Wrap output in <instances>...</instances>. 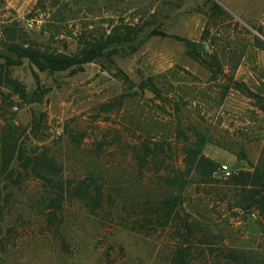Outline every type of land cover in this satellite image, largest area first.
Masks as SVG:
<instances>
[{
	"label": "rangeland",
	"instance_id": "obj_1",
	"mask_svg": "<svg viewBox=\"0 0 264 264\" xmlns=\"http://www.w3.org/2000/svg\"><path fill=\"white\" fill-rule=\"evenodd\" d=\"M213 1L230 14L217 26L218 38L231 42L223 51L224 62L237 61L235 78L264 95V51L248 43L253 36L264 43V0H0V36L13 24L51 48L66 43L73 49L75 36L83 29H98L118 18L135 23L140 30L135 39L111 49L113 63L135 85L162 75L160 80L168 82L171 106L178 103L206 134L202 153L218 166L227 165L230 172L252 169L264 143V110L234 89L219 100L207 70L186 52L184 39L203 43L201 34ZM0 71L12 82L0 76V92L11 101L9 114L15 123L28 127L26 146L53 155L66 176L95 177L114 202L107 218L88 213L78 202L66 203L61 228L69 252H62L57 240L39 229L42 188L33 180L26 182L4 220L0 264H166L171 248L167 229L141 232L118 223V214L125 217L126 211L137 217V202L149 195L154 184L134 170L114 137H131L140 126L156 139L170 140L174 147L173 109L165 105L161 111L157 106L161 102L145 93L132 95L119 111L97 113L98 103L124 89L113 69L107 71L98 61L43 70L26 57L0 51ZM37 95L40 101H33ZM32 104L43 108L37 111ZM34 112L42 116L37 128L31 125ZM67 121L69 128L86 130L81 144L67 137L63 130ZM96 140L104 146L98 156L92 153ZM172 155L180 160L177 150ZM226 176L217 169L213 182L189 183L181 191L178 209L190 213L209 232L214 249L212 256L197 264H264V219L254 209L234 205L237 190L223 184ZM229 250L244 259L238 263L225 258Z\"/></svg>",
	"mask_w": 264,
	"mask_h": 264
},
{
	"label": "trees",
	"instance_id": "obj_2",
	"mask_svg": "<svg viewBox=\"0 0 264 264\" xmlns=\"http://www.w3.org/2000/svg\"><path fill=\"white\" fill-rule=\"evenodd\" d=\"M225 16L230 17L228 11L213 1L206 13L207 22L201 34L203 43L197 44L184 39L186 52L207 70V80L218 88L219 100L229 89H234L249 98L254 107L264 110V95L253 91L243 80L235 78L237 61L232 64L224 62L226 56L223 51L231 42L218 38L220 32L217 26ZM13 26L9 24L3 30L0 36V51L26 57L40 69L61 70L94 61L100 62L109 72L113 69L111 73L122 80L124 89L110 99L98 103L95 106L97 113L119 111L132 95L141 96L145 93L153 95L150 100L157 99L161 102V105H157L161 111H165V105L173 109L170 115L173 117L172 133L177 142L174 147L170 140L163 137L156 139L140 126L132 130L131 137H114L119 143V150L124 152L123 157L135 166L134 170L143 177L147 175L154 184L149 195L137 202L139 211L134 213L137 217L132 218L131 212L126 211L123 214L125 217L118 214L117 220L120 226L141 232L153 231L157 227L167 229L171 248L166 264H197L198 260L212 256L214 249L210 247L212 244L209 232L204 230L190 213L182 212L177 207L181 200V191L187 184H208L213 182L215 177L217 161L202 153V147L208 140L206 134L191 118L183 114L178 103L171 106L170 90L166 86L168 82L160 80L162 75L149 76L135 85L110 57L114 45L129 43L135 39L140 31L137 25L118 18L110 20L106 26L98 29H83L75 36L73 49L68 48L66 43L62 48H51L47 43L28 37L21 29L17 30ZM153 33L164 35L163 32ZM249 41L248 43L264 51V43L260 38L253 36ZM220 46L222 47L218 49ZM245 46H242V49ZM236 48H239V45ZM1 75L6 82L12 83L8 75L0 71ZM134 86L137 89L129 92ZM33 101H40L38 95ZM10 103L11 101L0 92V235L4 232L6 216L10 215L15 207L13 204L16 192L23 184L33 180L42 188V217L38 224L39 229L42 233L51 234L57 240L61 251L68 253L66 236L61 228L65 204L78 202L88 213L107 218L112 213L110 207H113L114 202L110 194H104L102 185L95 177L66 176L62 165L53 155L46 150L28 148L25 144L28 127L14 122V116L9 114ZM33 116L31 125L37 128L41 121V112L38 117L35 112ZM63 130L69 140L77 145L81 144L87 135L86 130L69 128L68 121L65 122ZM135 131H139V134H134ZM103 147V141L96 140L92 153L98 156ZM175 150L180 160L173 157L172 151ZM223 184L229 189L237 190L233 195L235 206L243 210L254 209L257 215L264 219V143L252 169L231 172L224 177ZM11 229L7 227L5 230L10 232ZM1 237L4 236H0V246H4ZM234 253L229 250L224 257L238 263L240 259H244Z\"/></svg>",
	"mask_w": 264,
	"mask_h": 264
},
{
	"label": "built area",
	"instance_id": "obj_3",
	"mask_svg": "<svg viewBox=\"0 0 264 264\" xmlns=\"http://www.w3.org/2000/svg\"><path fill=\"white\" fill-rule=\"evenodd\" d=\"M217 169L224 175H229L231 173L225 164H220Z\"/></svg>",
	"mask_w": 264,
	"mask_h": 264
},
{
	"label": "water",
	"instance_id": "obj_4",
	"mask_svg": "<svg viewBox=\"0 0 264 264\" xmlns=\"http://www.w3.org/2000/svg\"><path fill=\"white\" fill-rule=\"evenodd\" d=\"M32 108L39 111L43 108L42 104H32Z\"/></svg>",
	"mask_w": 264,
	"mask_h": 264
}]
</instances>
